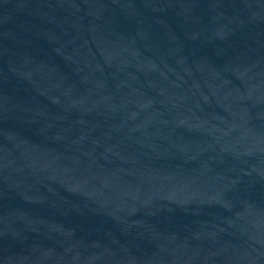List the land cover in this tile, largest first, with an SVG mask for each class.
Returning a JSON list of instances; mask_svg holds the SVG:
<instances>
[{"label":"water","instance_id":"1","mask_svg":"<svg viewBox=\"0 0 264 264\" xmlns=\"http://www.w3.org/2000/svg\"><path fill=\"white\" fill-rule=\"evenodd\" d=\"M0 264H264V0H0Z\"/></svg>","mask_w":264,"mask_h":264}]
</instances>
